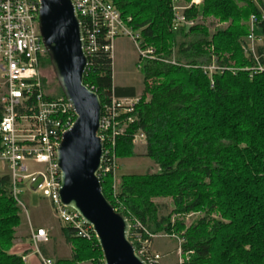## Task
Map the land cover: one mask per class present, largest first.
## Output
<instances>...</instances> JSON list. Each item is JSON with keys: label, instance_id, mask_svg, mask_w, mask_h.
Wrapping results in <instances>:
<instances>
[{"label": "trees", "instance_id": "16d2710c", "mask_svg": "<svg viewBox=\"0 0 264 264\" xmlns=\"http://www.w3.org/2000/svg\"><path fill=\"white\" fill-rule=\"evenodd\" d=\"M107 1L138 35L141 48L159 57L140 61L144 89L133 112L124 115L132 123L118 138L117 154L136 156L133 140L143 133L146 157L159 172L121 177L116 198L112 177H103L105 198L131 225L136 219L151 234L178 235L182 253H193L188 264H264V72L255 73L254 58L242 50L254 16L264 67V0H204L184 12L197 23L179 31L173 30L172 0ZM209 20L225 27L212 33ZM44 64L50 66L49 57ZM213 64L226 71L210 76L205 69ZM85 86L103 108L112 95L137 98L134 88L114 87L111 51L103 49L89 60ZM161 198L171 199L175 208L166 217L155 202ZM21 213L10 178L0 176V264H25L11 253ZM191 215L198 218L186 226ZM61 234L72 257L56 264L102 261L97 239L77 238L66 226Z\"/></svg>", "mask_w": 264, "mask_h": 264}, {"label": "built area", "instance_id": "2783aa9c", "mask_svg": "<svg viewBox=\"0 0 264 264\" xmlns=\"http://www.w3.org/2000/svg\"><path fill=\"white\" fill-rule=\"evenodd\" d=\"M181 1L172 0L174 31H179L182 26L192 27L196 24L188 21L184 12L193 5H201L204 0H190V5L184 7L180 6ZM72 2L81 22L83 49L89 60L102 49L105 52L111 51V45L103 46V43L112 44L119 36H126L134 41L141 62L159 58L155 51L141 48L138 35L107 0ZM40 9L41 0H0V163L7 170L13 197L25 214L27 211L20 201V186L23 184H26L31 192L48 199L59 222L72 229L77 238L92 241L96 239L93 228L88 226L77 212L64 206L60 199L58 148L64 134L73 127L76 114L65 97L51 98L44 86L41 69L48 53L40 33ZM260 9L264 16V2ZM262 43L258 19L252 16L249 21V35L242 42V50L246 56L251 55L254 58L255 73L264 72L257 50ZM170 63L176 65L174 60ZM205 70L211 76L215 72L226 71V68L213 64ZM138 102V98H116L112 95L111 102L105 105L102 112L99 138L103 142L104 150L99 178L101 180L103 177H112L115 198L120 185L117 175L118 138L123 136L128 125L132 123L130 119H125L124 115L133 112ZM145 142L146 136L143 133L134 139L135 145ZM27 161L43 166V170L29 173ZM131 230V242L141 259L147 264H163L162 256L152 251L151 244L154 239L167 236L151 234L136 219L132 221V225L130 223V234ZM31 239L41 264H56L39 252V246L48 242L46 231L32 232ZM182 255L180 248L178 264H186ZM99 264H104L103 259Z\"/></svg>", "mask_w": 264, "mask_h": 264}, {"label": "water", "instance_id": "95a60500", "mask_svg": "<svg viewBox=\"0 0 264 264\" xmlns=\"http://www.w3.org/2000/svg\"><path fill=\"white\" fill-rule=\"evenodd\" d=\"M40 33L51 67L76 121L58 148L60 199L91 226L104 264H147L130 240V222L103 193L99 171L104 145L99 138L103 106L85 86L89 59L72 0H41Z\"/></svg>", "mask_w": 264, "mask_h": 264}, {"label": "rangeland", "instance_id": "374dc122", "mask_svg": "<svg viewBox=\"0 0 264 264\" xmlns=\"http://www.w3.org/2000/svg\"><path fill=\"white\" fill-rule=\"evenodd\" d=\"M187 5H190V0H182L180 2V6L182 7ZM206 24L210 27L212 33L216 28L225 27V25L215 26L211 20L207 21ZM145 50L155 51L152 48H145ZM111 57L113 83L116 86H133L136 88L137 93H142L144 89V78L140 66L141 57L139 54L138 47L136 46L134 41L126 36H119L115 38L111 44ZM173 60L175 61V59ZM41 73L47 94L53 97H59L61 91L54 75L53 69L51 67V64L50 66L44 64L42 66ZM136 137L137 135L134 137V139ZM134 146V152L136 154V156L134 157L119 159L117 154V157L119 159V170L117 172L118 177L121 178L123 176H144L151 173H158L159 167L155 164V162L152 161L150 158L143 156V154L146 153V142L136 145L134 144ZM26 165L30 170L29 173H36L38 171L43 170V166L37 165L32 161H27ZM7 174V170L4 169V167L0 163V176ZM20 189L22 190L20 201L24 204L25 209H27V214L30 215V219L31 217H33L32 221L34 223V226H36L34 218L36 208L39 206L47 208L44 219H42V221H44V223L46 224L48 223L52 227V230L50 231V237L56 242L52 243L51 245L56 247L58 245V242L64 239L61 235V228L64 226L59 222L58 217L56 216V213L54 212L50 201L40 194L31 192L26 184L21 185ZM155 202L157 205H159L160 217H166L170 215L175 209L173 201L171 199L161 198L156 199ZM197 218V215H191L186 217V226H190L194 221L197 220ZM21 220H23L24 223H28L27 216L23 210L21 213ZM176 220L177 218L174 217L172 223H175ZM161 235L167 237L154 239L151 244L152 251H157L163 254V256H165V258L162 257L164 258V263L168 260L169 262H173V264H178V251L181 248V242L179 241L180 237L176 234L172 235L175 238L166 234ZM65 253L66 252H64V250L62 249L61 255L64 256L66 255ZM182 256V260L184 259L186 264H188L191 260L192 255L187 256L186 254H183Z\"/></svg>", "mask_w": 264, "mask_h": 264}, {"label": "crops", "instance_id": "0c3cea01", "mask_svg": "<svg viewBox=\"0 0 264 264\" xmlns=\"http://www.w3.org/2000/svg\"><path fill=\"white\" fill-rule=\"evenodd\" d=\"M114 87L116 88H134L136 91V97L140 98V96L142 95V93H137V90L135 87L133 86H116L113 83ZM143 156H146V153L143 154ZM4 176V175H2ZM45 207L39 206L36 208V211L34 213V218H35V225L32 221L33 217H31L30 219V215L26 214L27 219H28V223H24L23 220H21V226L17 229L16 231V241L15 244L11 250V253L20 257H23V260L25 262V264H41L40 262V257L37 254L33 244H32V232L37 233L38 230H44L46 231L47 235H48V242L44 243L42 245L39 246V252L40 254L45 257V258H49L52 259L53 261H58V260H69L72 257V247L70 244H68L65 239H62L58 242V245L52 246V243H55L56 241L52 240V238L50 237V231L52 230V227L47 223H44V221H42V219H44L45 216V212H46ZM27 211V209H26ZM28 212V211H27ZM43 217V218H42ZM62 235V234H61ZM64 250V252H66V255H61V250ZM160 255H162V257L165 258V256H163V254L154 251ZM164 258H163V264H173V262H169L168 260L165 261L164 263Z\"/></svg>", "mask_w": 264, "mask_h": 264}]
</instances>
